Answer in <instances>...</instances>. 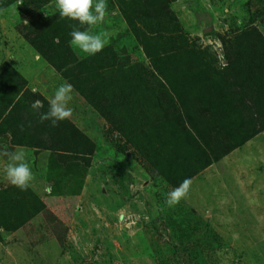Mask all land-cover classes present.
I'll use <instances>...</instances> for the list:
<instances>
[{
    "label": "rangeland",
    "instance_id": "374dc122",
    "mask_svg": "<svg viewBox=\"0 0 264 264\" xmlns=\"http://www.w3.org/2000/svg\"><path fill=\"white\" fill-rule=\"evenodd\" d=\"M21 3L0 4V132L23 95L40 100L39 112H46L55 88L67 81L23 37ZM118 5L107 0L104 22L83 28L110 33L102 51L88 55L69 42L71 55L87 62L85 85L135 62L149 66ZM170 6L180 31L214 52L220 65L219 36L251 26L264 35V0H173ZM39 10L58 13L54 2ZM138 20L150 28L149 21ZM72 96L73 115L58 123L52 140L62 150H85L81 160L63 164L37 145L11 150L26 153L35 176L28 197L40 200L60 222L64 243L55 236L54 220L39 211L15 230L0 229V264H264V132L193 176L188 196L169 207L165 200L172 187L147 172L139 155L118 132H109L108 122L77 90ZM31 110L27 114L35 121L39 115ZM26 122L30 131L32 122ZM41 123L42 129L52 125ZM207 124L214 133L222 126ZM5 132L0 146L9 151L12 134ZM79 139L85 145L75 146ZM5 163L0 158V190L10 186Z\"/></svg>",
    "mask_w": 264,
    "mask_h": 264
},
{
    "label": "trees",
    "instance_id": "16d2710c",
    "mask_svg": "<svg viewBox=\"0 0 264 264\" xmlns=\"http://www.w3.org/2000/svg\"><path fill=\"white\" fill-rule=\"evenodd\" d=\"M14 1L0 0V4ZM118 1L149 66L135 62L85 85L87 62L74 58L69 44L70 25L79 26L78 21L61 18L58 13L56 17L45 15L39 10L55 0H22L21 31L36 53L60 71L108 122L109 132L116 131L127 141L152 177H160L174 188L264 132V35L257 27L219 36L224 49V63L220 65L214 52L202 48L194 39L189 41L180 31L170 6L173 0ZM138 17L149 21L150 28ZM30 98L23 95L18 99L1 123L5 130L0 135L6 138L5 131L12 134L8 150L15 145H37L49 149L63 164L81 160L85 150H62L52 140V131L60 126L42 129L39 118L30 120ZM24 118L28 126L32 122L30 131L29 127L20 130ZM218 121L222 126L214 133L207 123ZM63 129L66 134L72 132L67 127ZM83 141L68 145L80 147L85 145ZM83 159L88 164L86 157ZM18 189L10 185L0 190V229L15 230L39 211L54 220L46 205L28 197L32 194L30 188L21 192ZM53 223L55 236L63 245L60 222Z\"/></svg>",
    "mask_w": 264,
    "mask_h": 264
},
{
    "label": "clouds",
    "instance_id": "9594fccd",
    "mask_svg": "<svg viewBox=\"0 0 264 264\" xmlns=\"http://www.w3.org/2000/svg\"><path fill=\"white\" fill-rule=\"evenodd\" d=\"M55 9L61 18L78 21L79 26L91 27L104 22L107 0H55ZM79 26L70 25L71 44L88 55H95L102 51L110 38V33L81 30ZM73 91L72 84L65 81L55 88L53 95L49 98L46 112H39L43 107L40 100L33 101L31 108L39 112L41 122L50 121L52 126H57L60 121L70 119L73 115V108L70 106ZM19 127L23 131L24 126ZM0 158L6 159L3 173L8 183L21 191L27 190L35 176L26 153L23 150L0 151ZM191 184V178H185L167 193L165 203L169 207L178 204L188 196Z\"/></svg>",
    "mask_w": 264,
    "mask_h": 264
}]
</instances>
